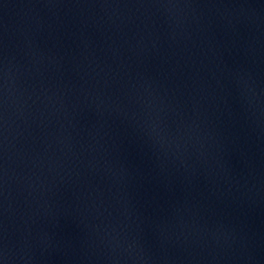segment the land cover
Wrapping results in <instances>:
<instances>
[{
  "label": "water",
  "instance_id": "water-1",
  "mask_svg": "<svg viewBox=\"0 0 264 264\" xmlns=\"http://www.w3.org/2000/svg\"><path fill=\"white\" fill-rule=\"evenodd\" d=\"M0 264H264V0H0Z\"/></svg>",
  "mask_w": 264,
  "mask_h": 264
}]
</instances>
